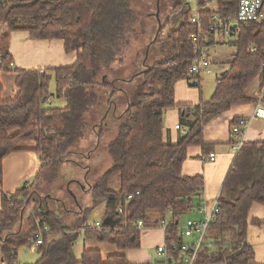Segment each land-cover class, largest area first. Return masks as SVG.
Segmentation results:
<instances>
[{
  "label": "trees",
  "instance_id": "trees-1",
  "mask_svg": "<svg viewBox=\"0 0 264 264\" xmlns=\"http://www.w3.org/2000/svg\"><path fill=\"white\" fill-rule=\"evenodd\" d=\"M185 1L174 2L173 10L180 13L181 23L167 34L163 43V47L169 46L170 55L142 72L141 82L128 97L119 117L113 114L112 100L116 96L113 84L100 85V89L108 92L106 105L111 113L103 119L97 137L102 140L107 130L115 134L106 144L109 166L89 185V204L82 207L71 225H65L56 212L36 205L28 217V229L14 235L13 227L22 217L33 189L24 187L13 195L2 193V160L22 150L20 143L33 141V151L39 154L42 163L36 182L48 173L47 180L56 176L60 158L82 137L84 114L100 106L95 91L99 84L94 78L121 61L118 57L128 45L130 35L135 34L137 17L129 0H0V20L7 27L6 40L11 32H25L35 40H60L65 53L76 54V62L70 67L40 71L12 69L7 49L0 52V72L16 73L18 89L14 99L0 97L2 264H16L18 249L35 246L38 231L42 240L35 264H129L124 252L140 248L142 230L160 228L164 222L167 257L174 263L188 256L191 242H185L179 222L183 215L199 208L194 199L199 196L202 179L183 176L182 164L188 148L199 147L204 151L210 146L203 139V128L208 122L234 106L257 102L249 93L255 80L264 79V20L241 26L233 44L235 53L228 69L217 77L209 101H200L196 106H176L174 84L186 79L195 57L189 35L196 30L187 21ZM206 1L198 0V7H204ZM216 2L220 15L227 18L235 15L239 0ZM199 13L207 26L209 12ZM205 31L202 46L211 44L215 36ZM158 40L162 41L160 37ZM52 80L55 98L65 101L63 107L45 106L51 97ZM2 89L0 82V95ZM262 92L263 89L259 98L263 95L261 103H264ZM172 108L179 109L181 125L187 129L174 145L163 141V113ZM188 117L192 120L187 121ZM237 123L235 120L231 126ZM115 178L119 179L118 190L111 188ZM128 195L132 199L126 201ZM219 202L220 213L208 228L206 243L198 250L195 264H252L254 252L246 231L251 205L264 206V141L244 142L241 146L224 180ZM101 205L105 209V222L96 229L88 219ZM152 213L160 218L152 221ZM164 214L169 215L168 221ZM139 221L142 228L137 226ZM81 237L111 245L117 253L104 259L97 249L84 250L77 259L74 244ZM173 246H180L182 251Z\"/></svg>",
  "mask_w": 264,
  "mask_h": 264
},
{
  "label": "crops",
  "instance_id": "crops-1",
  "mask_svg": "<svg viewBox=\"0 0 264 264\" xmlns=\"http://www.w3.org/2000/svg\"><path fill=\"white\" fill-rule=\"evenodd\" d=\"M224 37L215 35L212 43L205 46L216 76L226 70V68L224 71L218 69L214 63L218 61L220 56H223L219 50L224 46L228 47L230 49L229 53H231L229 58L235 53V46L233 45L235 39L230 38L233 41L225 43ZM7 42L6 49L12 58V69L43 71L70 67L76 62V54L65 53L64 44L60 40H35L31 39L25 32H11L8 34ZM228 63L229 60L226 61V65ZM16 78L17 74L14 72H0V82L3 87L0 95L2 100L14 99L18 95V89L15 85ZM263 81V77H260L250 87L249 96L256 99V103L234 106L204 126L203 139L205 144L210 145L208 149L204 151L199 147H190L187 149V157L181 169L182 175L186 177L197 176L202 179L200 185L202 186V192L199 193L198 198L194 199L199 208L197 207L191 213L194 214L192 220H202L205 211L212 208L216 198H220L224 180L235 158V154L232 151V144L230 143L232 140L231 123L241 118H251L259 102V94L264 86ZM212 94L213 92L209 99H206L203 96L201 86L190 87L186 80H179L174 84V102L176 106H196L200 101H209ZM261 107L264 108V103H261ZM191 120L192 118L188 117L187 121ZM176 125H181L179 109L172 108L164 111L163 141L165 143L171 145L176 144L180 137L187 131L182 125L183 133L180 130H176ZM263 141L264 119H253L244 135V142ZM19 147L22 150L6 156L2 160L1 192L7 195H13L17 190L24 187L35 188L37 185L35 179L42 166L39 154L33 151L35 148L33 141L22 142ZM211 153L215 154V160L213 162L207 160ZM1 192L0 208L2 200ZM102 206L104 205L99 206L101 210ZM201 209L203 210L201 211ZM96 211L97 208L92 213H96ZM100 214H102V211ZM254 220L260 223H252ZM97 222L101 223L100 221ZM152 235L155 236L154 245L147 248V239ZM246 238L254 252V262L252 264H264V206L253 204L249 208ZM79 240L84 241V244L88 243L90 245V247H86V245L82 246L80 256L84 250L92 249L99 250L104 259L109 255L117 253L115 247L111 245L99 243L93 239H84L83 237ZM185 242L189 243L190 240L185 239ZM162 244H164L163 228H147L142 230L140 248L131 249L124 253L129 264H163L162 259L156 255V248ZM151 249H154L155 253ZM103 250H105L104 254L102 253L104 252Z\"/></svg>",
  "mask_w": 264,
  "mask_h": 264
},
{
  "label": "rangeland",
  "instance_id": "rangeland-1",
  "mask_svg": "<svg viewBox=\"0 0 264 264\" xmlns=\"http://www.w3.org/2000/svg\"><path fill=\"white\" fill-rule=\"evenodd\" d=\"M175 1L129 0L130 7L137 17L134 27L136 31L135 34L130 35L128 45L120 53L118 59L121 61L115 63L110 71H102L94 78V81L99 84V88H96L95 91L99 96L100 106L97 109L91 108L84 114L86 125L83 129L82 137L60 158L61 166L56 176L47 180L48 173L39 179L36 187L33 188L30 200L22 209V217L17 220L13 227L12 232L14 235L19 231L28 229L30 226L28 217L31 216L36 205H39L42 210L56 212L65 225H71L78 218L82 207L88 205L90 201L89 185H92L96 177L109 166L110 162L106 156V144L115 134V131L107 130L102 140H98L97 137L98 128H101L100 125L103 123V119L110 117L111 113V108L106 105L108 92L100 89V85L104 82L113 84L116 91V96L112 100L115 103L113 114L116 118L119 117L127 106L128 97L141 82L142 72L148 67H152L154 64L167 59L170 55L169 46L165 48L163 43H166L167 34L171 30H175L181 23L180 13L173 10ZM196 8V3L193 2L191 9L195 11ZM6 34L7 27L0 20V52L5 51L4 48H6L8 43L5 38ZM159 37L162 41L158 40ZM230 38L225 36V43L233 41ZM219 51L223 55L218 59L220 64L218 61L214 63L218 69L224 71L225 68L228 69L226 61H230L229 56L231 53H229L230 49L226 46ZM212 71L213 73L204 75L200 80L199 86L202 87L203 96L206 99H209L214 91L215 81L221 75L216 76L213 67ZM50 75L53 76V74ZM49 90L51 97L46 100L45 106L63 107L65 102L55 98L54 80L50 82ZM111 188L113 190L119 189L118 178L113 180ZM101 211L102 214H100ZM104 211V206H102V210L98 207L96 213H92L89 217L88 222L91 225H94L97 221L105 222L102 218ZM151 217L152 221L160 218L155 213H152ZM163 218L168 220L169 215L164 214ZM193 218L194 214H185L180 218L179 223L184 226L187 220H192ZM147 242V248L154 245L155 236H150ZM83 245L90 247L88 243L84 244L82 240H78L74 244V254L77 259L80 258V251ZM103 251L102 253L104 254L105 250ZM151 251L153 252L154 249H151ZM17 253L16 264H35L39 259L37 247L34 245L32 247H21ZM0 264H2L1 260Z\"/></svg>",
  "mask_w": 264,
  "mask_h": 264
},
{
  "label": "built area",
  "instance_id": "built-area-1",
  "mask_svg": "<svg viewBox=\"0 0 264 264\" xmlns=\"http://www.w3.org/2000/svg\"><path fill=\"white\" fill-rule=\"evenodd\" d=\"M196 3V10L191 9V4ZM263 0H239L238 8L233 17H222L219 13V7L215 1H208L205 3L204 7H198V0H186L185 5L188 11L189 24L193 25L195 32L189 35V40L194 46L195 57L192 59L186 77V82L190 87H199L200 80L204 75L213 73L212 71V61L204 45L205 39H202L205 30L208 33L218 35V36H228L233 39H237L241 26L253 23H260L264 20V12L262 10ZM209 12L210 16L208 19V25L204 26L205 20L201 18L199 12ZM255 49H252L254 51ZM12 66V65H11ZM264 70V67H263ZM264 94V86L263 92ZM263 95L259 98L257 107L255 108L251 118L239 119L237 124L231 126V137L234 141L232 144V151L236 155L241 146L244 144V135L248 130L251 121L253 119H264V108L261 107V100ZM176 130H180L183 133L182 128L179 125L175 126ZM208 161L213 162L215 160V154H209ZM199 193L202 192V186L198 187ZM138 192L135 193L137 195ZM132 199V195H128L126 201ZM203 209H201L202 211ZM118 212H122L121 208H118ZM220 213V202L219 198H216L212 208L205 211L204 218L202 220H187L185 225L181 227V235L184 239H189L191 242V251L188 256H185L182 260L175 261L172 263L167 257L165 245L158 246L156 248V255L160 257L163 264H195L196 255L200 247L206 243V236L210 224L214 221L215 217ZM137 226L142 228V222H138ZM94 228L100 229V223H94ZM164 230V239L167 238L166 229L167 224L164 222L162 224ZM37 241L35 246L41 245L42 235L41 231L37 232ZM211 243H208V247ZM180 250V246H173V249Z\"/></svg>",
  "mask_w": 264,
  "mask_h": 264
},
{
  "label": "bare ground",
  "instance_id": "bare-ground-1",
  "mask_svg": "<svg viewBox=\"0 0 264 264\" xmlns=\"http://www.w3.org/2000/svg\"><path fill=\"white\" fill-rule=\"evenodd\" d=\"M208 1H211V0H207L206 2H208ZM212 1H215V3L217 4L216 0H212ZM206 2H205V3H206ZM217 6H218V4H217ZM218 7H219V6H218Z\"/></svg>",
  "mask_w": 264,
  "mask_h": 264
},
{
  "label": "water",
  "instance_id": "water-1",
  "mask_svg": "<svg viewBox=\"0 0 264 264\" xmlns=\"http://www.w3.org/2000/svg\"><path fill=\"white\" fill-rule=\"evenodd\" d=\"M223 73H224V72H223ZM223 73H222V74H223ZM222 74H221V75H222Z\"/></svg>",
  "mask_w": 264,
  "mask_h": 264
}]
</instances>
